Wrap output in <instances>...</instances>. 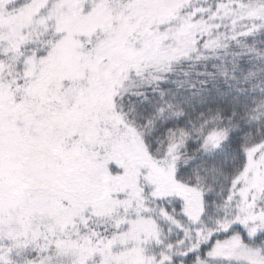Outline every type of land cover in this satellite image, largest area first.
I'll use <instances>...</instances> for the list:
<instances>
[{
    "label": "snow or ice",
    "instance_id": "1",
    "mask_svg": "<svg viewBox=\"0 0 264 264\" xmlns=\"http://www.w3.org/2000/svg\"><path fill=\"white\" fill-rule=\"evenodd\" d=\"M0 264H264V0H0Z\"/></svg>",
    "mask_w": 264,
    "mask_h": 264
}]
</instances>
